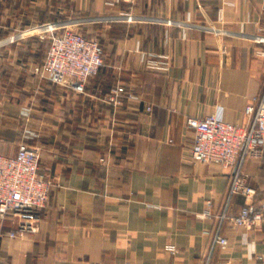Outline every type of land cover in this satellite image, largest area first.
<instances>
[{
  "label": "crops",
  "instance_id": "1",
  "mask_svg": "<svg viewBox=\"0 0 264 264\" xmlns=\"http://www.w3.org/2000/svg\"><path fill=\"white\" fill-rule=\"evenodd\" d=\"M74 15L104 24L105 64L85 93L35 72L50 34L27 32ZM118 84L138 99L110 103ZM263 92L264 0H0V154L37 148L51 187L36 231L12 237L0 219V264H264V222L227 219L228 243L212 245L230 171L193 160L186 124L246 125ZM244 168L264 202V155Z\"/></svg>",
  "mask_w": 264,
  "mask_h": 264
},
{
  "label": "built area",
  "instance_id": "2",
  "mask_svg": "<svg viewBox=\"0 0 264 264\" xmlns=\"http://www.w3.org/2000/svg\"><path fill=\"white\" fill-rule=\"evenodd\" d=\"M136 0H109L112 5L134 3ZM45 37L50 34L51 45L43 64L35 67V72L42 78L54 83L70 86L79 93L87 91L91 77L97 75L104 66V47L99 39L88 38L73 30L65 21L48 23L27 30ZM16 36L11 37L14 41ZM148 66L166 69L155 59L148 61ZM137 100L134 93L118 84L112 89L107 100L114 105H121L123 100ZM148 111L152 107H146ZM245 113L249 117L246 125L228 122L217 114L203 118L188 117L186 124L194 133L191 155L197 163H213L230 171V185L227 204L219 215V225L213 233L212 245H226L228 239L221 234L225 220L241 227L252 228L264 222V202L256 201L257 188L251 183L250 175L245 170L248 158H260L264 155V92L248 104ZM101 162L107 164L106 158ZM40 153L27 142L18 145L16 154H0V219L11 218L15 229L12 237L34 232L43 209L50 197V184L39 173ZM242 196L244 203L235 216L228 214V202L234 196ZM204 216H210L206 213ZM91 264H117L96 261Z\"/></svg>",
  "mask_w": 264,
  "mask_h": 264
},
{
  "label": "rangeland",
  "instance_id": "3",
  "mask_svg": "<svg viewBox=\"0 0 264 264\" xmlns=\"http://www.w3.org/2000/svg\"><path fill=\"white\" fill-rule=\"evenodd\" d=\"M74 16H79V17H74L71 19H65L62 21H65L66 23L70 24L71 28L73 30L83 34L84 36H86L88 38H96V39H99L100 42H102L101 41L102 40V34H101L100 30L102 29V26L104 24H102L100 22L88 21L85 19L86 18L85 16H81V15H74ZM74 21H75V23H72ZM76 21H79V22H76ZM88 35H90V36H88Z\"/></svg>",
  "mask_w": 264,
  "mask_h": 264
},
{
  "label": "water",
  "instance_id": "4",
  "mask_svg": "<svg viewBox=\"0 0 264 264\" xmlns=\"http://www.w3.org/2000/svg\"><path fill=\"white\" fill-rule=\"evenodd\" d=\"M76 22H79V21H76ZM72 23H75V21H74V22H72Z\"/></svg>",
  "mask_w": 264,
  "mask_h": 264
}]
</instances>
